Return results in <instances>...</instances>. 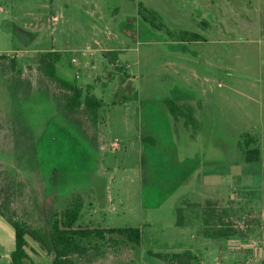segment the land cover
I'll return each instance as SVG.
<instances>
[{
	"label": "rangeland",
	"instance_id": "374dc122",
	"mask_svg": "<svg viewBox=\"0 0 264 264\" xmlns=\"http://www.w3.org/2000/svg\"><path fill=\"white\" fill-rule=\"evenodd\" d=\"M46 51L102 101L99 127L40 71ZM0 193L36 226L80 194V223L140 228V255L110 264H148L149 251L264 264V0H0ZM28 239V264H52Z\"/></svg>",
	"mask_w": 264,
	"mask_h": 264
},
{
	"label": "trees",
	"instance_id": "16d2710c",
	"mask_svg": "<svg viewBox=\"0 0 264 264\" xmlns=\"http://www.w3.org/2000/svg\"><path fill=\"white\" fill-rule=\"evenodd\" d=\"M139 13L146 23L163 28L156 12L149 11L140 5ZM157 22L160 24L158 25ZM118 54L119 52L105 53L112 63L116 62ZM61 60L62 55L57 51L42 52L36 58L40 71L71 93L66 98L67 109L74 112L83 107L84 112L94 125L99 127L102 101L88 93L84 95V90L81 87L60 78L57 75V66ZM12 66L15 70L17 61L13 60ZM167 104L172 113L179 111L172 102H167ZM178 114L187 117L188 123L190 117L185 112L179 111ZM252 142L255 141L250 138L247 144ZM260 156L259 148L248 151L247 161H258ZM8 188L11 187L8 185ZM84 208V196L74 194L63 210L54 212L47 225L36 226L19 217L12 209L11 197L4 198L0 193V216L15 230V250L11 254L10 264H28L30 259L28 237L38 243L48 256L52 257V264H78L79 260H87L91 257L100 263L110 264L112 261L109 258L119 257L122 251L129 247L136 256L140 255L139 246L142 243L140 228H104L82 224L80 219ZM229 235L230 233L221 234L222 237H229ZM146 255L149 259L146 260L148 264H199V258L191 251L171 255L149 251Z\"/></svg>",
	"mask_w": 264,
	"mask_h": 264
},
{
	"label": "crops",
	"instance_id": "0c3cea01",
	"mask_svg": "<svg viewBox=\"0 0 264 264\" xmlns=\"http://www.w3.org/2000/svg\"><path fill=\"white\" fill-rule=\"evenodd\" d=\"M0 224H2L1 227L4 229V231L7 233V235L11 239H15V230H14V228L8 222H6V221H5L4 224L3 223H0ZM8 226H11L13 229H9ZM5 257H7V255ZM95 264H103V263H100V262L96 261Z\"/></svg>",
	"mask_w": 264,
	"mask_h": 264
},
{
	"label": "built area",
	"instance_id": "2783aa9c",
	"mask_svg": "<svg viewBox=\"0 0 264 264\" xmlns=\"http://www.w3.org/2000/svg\"><path fill=\"white\" fill-rule=\"evenodd\" d=\"M73 61H76V60H73Z\"/></svg>",
	"mask_w": 264,
	"mask_h": 264
}]
</instances>
